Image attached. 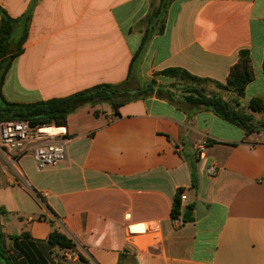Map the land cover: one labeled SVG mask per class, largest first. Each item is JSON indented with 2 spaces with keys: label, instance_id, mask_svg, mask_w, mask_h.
Instances as JSON below:
<instances>
[{
  "label": "crops",
  "instance_id": "0c3cea01",
  "mask_svg": "<svg viewBox=\"0 0 264 264\" xmlns=\"http://www.w3.org/2000/svg\"><path fill=\"white\" fill-rule=\"evenodd\" d=\"M0 6L14 18L31 15L2 86L8 101L128 78L133 88L143 79L172 82L157 75L169 67L226 83L241 50L255 75L242 102L264 98V0H174L165 31L134 62L154 0ZM175 93V102L141 96L118 112L109 102L85 105L66 126L43 127L67 138L57 166L39 169L32 153L13 159L0 148V223L12 264H264V130L247 134ZM180 188L193 222L172 216ZM55 229L74 246L50 244Z\"/></svg>",
  "mask_w": 264,
  "mask_h": 264
},
{
  "label": "trees",
  "instance_id": "16d2710c",
  "mask_svg": "<svg viewBox=\"0 0 264 264\" xmlns=\"http://www.w3.org/2000/svg\"><path fill=\"white\" fill-rule=\"evenodd\" d=\"M173 1L160 0L159 4L153 6L142 20L145 29L133 62L142 54L148 42L155 35L165 31L167 8ZM0 13V120H23L32 128L62 127L67 125L71 113L85 105L94 106L109 102L118 112L119 107L126 101L141 96L155 94L160 98L175 102L176 90L180 91L184 101L212 110L221 118L243 128L247 134L264 130V118L257 120L254 116L255 113H264V98L254 97L247 105L242 103L246 87L255 77L248 50L240 51L239 60L232 66L226 83L214 82L220 89L231 92L230 98H226L220 92L208 91L205 83L210 79L194 75L181 67H169L158 72L157 75L172 78L174 79L172 82L152 78L145 80L139 87L133 88L128 78L123 83L98 84L63 97L29 103L8 101L2 93V86L13 60L23 51L31 15L28 13L20 18H14L1 6ZM183 191L184 189L180 188L175 196L171 213L173 218L193 222L195 220L193 206L182 208L181 194ZM6 214L7 210L0 207V220ZM48 242L61 248L74 246L72 239L57 229L50 233ZM5 245V233L0 223V261L1 264H12L11 256L8 255Z\"/></svg>",
  "mask_w": 264,
  "mask_h": 264
},
{
  "label": "built area",
  "instance_id": "2783aa9c",
  "mask_svg": "<svg viewBox=\"0 0 264 264\" xmlns=\"http://www.w3.org/2000/svg\"><path fill=\"white\" fill-rule=\"evenodd\" d=\"M43 127L32 128L23 120H0V148L13 154V159L32 153L39 169L57 166L66 158L67 138L45 132ZM182 201L187 194H181ZM181 224V218H175Z\"/></svg>",
  "mask_w": 264,
  "mask_h": 264
},
{
  "label": "rangeland",
  "instance_id": "374dc122",
  "mask_svg": "<svg viewBox=\"0 0 264 264\" xmlns=\"http://www.w3.org/2000/svg\"><path fill=\"white\" fill-rule=\"evenodd\" d=\"M157 1L156 0H154V6H156V5H158L159 4V2L158 3H156ZM145 81V79H143V81H142V83ZM205 87L207 88V90L208 91H213V89H219V90H222V89H220L219 87H217L215 84H213V83H211V82H206L205 83ZM231 97V96H230ZM229 97V98H230ZM243 103V102H242ZM264 115V113H255V115ZM264 118V116L262 117V119Z\"/></svg>",
  "mask_w": 264,
  "mask_h": 264
}]
</instances>
